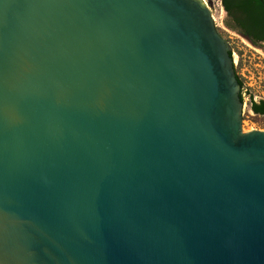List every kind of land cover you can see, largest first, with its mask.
I'll list each match as a JSON object with an SVG mask.
<instances>
[{"label": "water", "instance_id": "water-1", "mask_svg": "<svg viewBox=\"0 0 264 264\" xmlns=\"http://www.w3.org/2000/svg\"><path fill=\"white\" fill-rule=\"evenodd\" d=\"M264 46V0H223ZM203 0H0V264H264V131Z\"/></svg>", "mask_w": 264, "mask_h": 264}, {"label": "rangeland", "instance_id": "rangeland-1", "mask_svg": "<svg viewBox=\"0 0 264 264\" xmlns=\"http://www.w3.org/2000/svg\"><path fill=\"white\" fill-rule=\"evenodd\" d=\"M213 1L215 7L212 9V13L216 25L232 47L234 63L236 62L238 65L239 73L243 71L247 76V78H244L246 89H248L247 94L255 95L257 99L264 98V50L252 47L239 35L224 28L220 0ZM249 72H253L255 76L250 78ZM243 129L244 132L264 131V116L255 117L249 109V103L244 112Z\"/></svg>", "mask_w": 264, "mask_h": 264}, {"label": "trees", "instance_id": "trees-1", "mask_svg": "<svg viewBox=\"0 0 264 264\" xmlns=\"http://www.w3.org/2000/svg\"><path fill=\"white\" fill-rule=\"evenodd\" d=\"M238 80H239V83L241 86V100H242V102H244V98L242 96V90L244 87V82L239 76H238ZM250 109L253 112L255 117L264 116V100L256 101V100H253V98H252Z\"/></svg>", "mask_w": 264, "mask_h": 264}, {"label": "built area", "instance_id": "built-area-1", "mask_svg": "<svg viewBox=\"0 0 264 264\" xmlns=\"http://www.w3.org/2000/svg\"><path fill=\"white\" fill-rule=\"evenodd\" d=\"M205 1H207V0H205ZM235 64H236V62H235ZM238 74H239V76L241 77V79L244 82V78H247V76H245L243 71H242V73H238ZM249 75H250V78L251 77L253 78L255 76V74L253 72H249ZM247 92H248V89H246V86H245V83H244V87H243V90H242V96L244 98V102H243V104H244L243 111L244 112H245V109H246L248 103H249V109H250L252 98H253V100H257V96L252 95V94H247ZM262 99L264 100V98H262Z\"/></svg>", "mask_w": 264, "mask_h": 264}, {"label": "flooded vegetation", "instance_id": "flooded-vegetation-1", "mask_svg": "<svg viewBox=\"0 0 264 264\" xmlns=\"http://www.w3.org/2000/svg\"><path fill=\"white\" fill-rule=\"evenodd\" d=\"M204 2H208V1H212L213 3H214V1L213 0H207V1H205V0H203ZM219 4H220V6H221V10H222V24H223V18H224V4H223V0H220L219 1ZM214 7H215V4H214ZM213 7V8H214ZM212 8V9H213ZM215 19V18H214ZM215 22H216V20H215ZM223 26H224V24H223ZM224 28H226L225 26H224ZM227 30H229L228 28H226ZM229 31H231V30H229ZM232 32V31H231ZM242 38V37H241ZM256 47H258V48H260V49H262V50H264V46H256ZM235 69H236V74H237V77L239 76V68H238V65H236L235 66ZM240 77V76H239ZM241 78V77H240ZM259 100H263L262 98H260V99H257L256 101H259ZM250 111H251V109H250ZM251 113L253 114V112L251 111ZM254 115V114H253ZM243 121H244V111H243Z\"/></svg>", "mask_w": 264, "mask_h": 264}]
</instances>
